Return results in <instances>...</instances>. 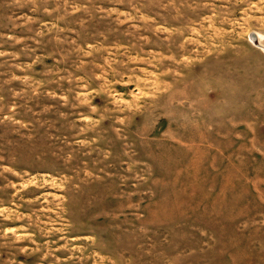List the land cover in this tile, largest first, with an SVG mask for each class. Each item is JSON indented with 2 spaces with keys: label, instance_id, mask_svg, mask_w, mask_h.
Returning <instances> with one entry per match:
<instances>
[{
  "label": "rangeland",
  "instance_id": "374dc122",
  "mask_svg": "<svg viewBox=\"0 0 264 264\" xmlns=\"http://www.w3.org/2000/svg\"><path fill=\"white\" fill-rule=\"evenodd\" d=\"M0 264H264V0H0Z\"/></svg>",
  "mask_w": 264,
  "mask_h": 264
}]
</instances>
